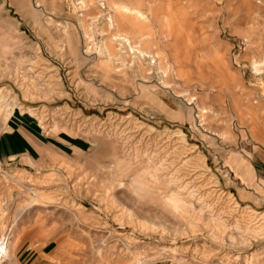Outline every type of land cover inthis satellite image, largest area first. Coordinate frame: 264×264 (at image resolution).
<instances>
[{"label": "rangeland", "instance_id": "obj_1", "mask_svg": "<svg viewBox=\"0 0 264 264\" xmlns=\"http://www.w3.org/2000/svg\"><path fill=\"white\" fill-rule=\"evenodd\" d=\"M118 1L171 86L100 76L104 6L87 54L73 0H0V264H264V196L227 167L264 146V0Z\"/></svg>", "mask_w": 264, "mask_h": 264}, {"label": "bare ground", "instance_id": "obj_2", "mask_svg": "<svg viewBox=\"0 0 264 264\" xmlns=\"http://www.w3.org/2000/svg\"><path fill=\"white\" fill-rule=\"evenodd\" d=\"M43 2H44V0H35V6L40 7ZM62 3H63V1H62ZM73 3H74V8H75L74 18L79 23V26L81 27L83 37H84V49H85V53H87V54L91 53L93 51V49L95 50V47H93V40H92L93 36L91 34V31H90V25L93 24V22H97L101 19L102 15H103L102 14L103 11L100 8L102 6H104L106 11L108 12V14L106 15L107 16L106 17V20H107V27L106 28L109 31V34L107 35V40L102 38L103 40L101 41V43L98 47V51H96L98 59L105 61V65L103 64L102 66H100V68H101V75L100 76L101 77H104V78H110L111 77L112 78V77L120 74L124 78L125 77L131 78L132 83H135L138 81L141 84H143L145 87V86H148L146 82L149 81L155 74V76L157 77L156 78L157 81H160L162 86L168 87V86H171V78L172 77L169 74L170 71H171V73H173L171 75L175 74L178 77L181 75L180 64L177 61L170 60L168 58V56H163L161 54H158L157 52L150 50L149 48L144 47L145 38H143L142 36H133V35L130 36V35L120 33V29H121V25H120L121 22L120 21L121 20L118 22V20H117L118 18H116V15H120L121 16L120 18L122 20H124L125 18H124L122 11L124 10V12H127V11H130L131 9L136 10L135 8H130L129 7L130 5H125V3H123L122 1H118V0H116L114 2H111L110 0H73ZM100 5H101V7H100ZM47 11H49V10H47ZM50 11H51V9H50ZM60 11H62V10H60ZM136 11L139 12V10H136ZM112 12H114V14H112ZM49 18H50V16H49ZM88 19L90 20L89 24L87 22ZM129 19H131V18L129 17ZM102 22H100V24ZM100 24H98V25H100ZM97 31L102 33L104 30L102 28H97ZM132 33H133V31H132ZM64 42H66V40L61 39L60 43L58 42L59 44L57 43V45L55 46L56 47L55 48L56 54L59 55L60 57L66 54ZM72 57L73 56L71 55V58ZM175 68H177V69H175ZM181 77H183V76H181ZM186 81L188 82V78H186ZM22 83H23V81H22ZM181 92L184 93L185 95H187L186 90H183ZM184 94H182V95L184 96ZM184 97H186V96H184ZM187 98H189L187 100L191 101L195 97L190 96ZM197 100H198V98H197ZM197 100L194 101L195 104H196V102H198ZM156 104H158V103H156ZM196 107L199 108L198 109L199 112L208 111L210 113H213V111H211L210 108L205 109V107L200 106V105H198ZM28 109H26V110H28ZM165 110H167V109H165ZM182 150L185 151L184 148H182ZM196 157L198 159L200 158V160H201L202 156L199 154V155H196ZM159 165H160V163H159ZM161 168H160V166L155 164L154 168H152L153 172L151 174V178L156 180L162 176H168V175H165L164 173H163L164 175H162ZM161 179H163L164 182H166L167 178L162 177ZM167 181H170V180L168 179ZM99 185H100V183H99ZM177 186H178L177 191H180L181 189H179V187H181V186L180 185H177ZM106 189H111V187H107ZM173 192H175V191H172V194H173ZM186 195H188V194H186ZM192 195H193V193H192ZM169 197L171 199V196H169ZM187 202H188V200H186L183 197V193L177 192L176 194L172 195V200L170 203H171V207L173 206L174 208H179L180 205L187 206ZM215 220L212 219V221H215ZM214 224H216V223H214ZM262 227H263L262 229H264V224H262ZM0 251L6 252V242H4L1 239H0Z\"/></svg>", "mask_w": 264, "mask_h": 264}, {"label": "crops", "instance_id": "obj_3", "mask_svg": "<svg viewBox=\"0 0 264 264\" xmlns=\"http://www.w3.org/2000/svg\"><path fill=\"white\" fill-rule=\"evenodd\" d=\"M243 147V146H242ZM231 156L227 167L240 189L252 196H264V146L250 143Z\"/></svg>", "mask_w": 264, "mask_h": 264}]
</instances>
